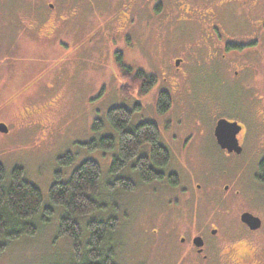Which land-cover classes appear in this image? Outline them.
<instances>
[{
	"label": "rangeland",
	"instance_id": "374dc122",
	"mask_svg": "<svg viewBox=\"0 0 264 264\" xmlns=\"http://www.w3.org/2000/svg\"><path fill=\"white\" fill-rule=\"evenodd\" d=\"M51 4L62 21L46 20ZM228 44L246 47L228 50ZM118 51L126 65L158 77L148 94L124 97ZM161 91L173 102L164 113ZM135 105L131 126L158 125L172 156L161 170L176 172L179 185L144 182L131 166L113 172L118 147L87 146L107 134L119 141L108 112ZM263 112L264 0H0V124L9 129L0 130L4 185L20 167L43 196L30 219L37 233L8 242L0 264H74L72 237L59 231L68 210L51 201L50 188L86 159L99 162L103 183L130 177L137 186L109 188L103 210L74 217L84 254L90 221L109 217L119 220L111 242L120 264H197L177 237L189 227L199 230L206 216L232 215L227 206L258 216L264 233V184L256 178ZM220 118L244 126L242 154L218 145ZM150 151L146 143L140 154ZM68 153L73 160L62 164Z\"/></svg>",
	"mask_w": 264,
	"mask_h": 264
},
{
	"label": "trees",
	"instance_id": "16d2710c",
	"mask_svg": "<svg viewBox=\"0 0 264 264\" xmlns=\"http://www.w3.org/2000/svg\"><path fill=\"white\" fill-rule=\"evenodd\" d=\"M246 45L228 44V50H243ZM123 53L116 52V60L119 64L120 75L124 81L120 89L125 98L132 94H148L158 83L155 74L142 69H134L124 63ZM172 97L169 92L161 91L158 98V109L164 113L172 107ZM139 108L127 106H114L108 112V118L116 130L119 131V141L112 135H104L98 140L87 143L91 149L113 150L118 147V153L114 156L111 170L131 166L142 181L155 180L168 181L172 185H179L180 178L176 172L167 176L161 170L171 161V152L162 142L158 125L152 121L140 122L131 126L134 111ZM102 126L100 121L95 122V128ZM151 144L150 154H140L142 147ZM62 164L73 160L71 153L62 156ZM6 171L0 162V256L4 252L7 243L25 235L37 233V226L30 219L36 216L42 209L43 196L41 190L24 176V170L16 167L12 173V181L8 186L4 185ZM256 178L264 184V157L259 162V170ZM136 183L130 177L116 178L113 182H102V168L96 160H84L70 175L66 181L57 180L50 188L51 201L56 205H63L68 212L62 217L60 234H69L72 237L74 247V264H120L117 260V248L111 242V235L119 226L116 217L92 220L90 237L87 241V252L83 253L82 229L76 216H85L103 210V198L109 188L121 187L124 190H134ZM108 188V189H107ZM108 190V191H107ZM52 212V208H48Z\"/></svg>",
	"mask_w": 264,
	"mask_h": 264
},
{
	"label": "flooded vegetation",
	"instance_id": "af4514ba",
	"mask_svg": "<svg viewBox=\"0 0 264 264\" xmlns=\"http://www.w3.org/2000/svg\"><path fill=\"white\" fill-rule=\"evenodd\" d=\"M183 7L186 9L185 5ZM48 8L52 12L56 10V13L51 17L50 11H48L49 16L47 15L46 20L51 21L53 18V21H62L64 19L63 15L58 12L55 4H51ZM189 10L193 11L194 9L189 7ZM206 10L213 9L207 8ZM213 13H208V15H212ZM262 118L264 119V112ZM243 131L244 126L242 125V130L238 134L239 143L242 147L240 153L235 151L229 152L218 145L228 154H242L244 151L243 139H241ZM193 138L191 133L189 140L191 141ZM171 173L172 171L166 172L167 176ZM227 208V213L231 212L232 215H224L225 217L219 221L212 218L213 216H206L199 230L194 231L191 227L187 228L183 235L177 237L179 239L178 243L187 246V250L184 251L194 252L197 264H264V253L260 252L264 251L263 223L261 222L258 228H252L242 219L243 214L250 211L240 210V212H237V210H229L230 207L228 206ZM224 210H220L219 213H223ZM198 238H200L201 245L197 244Z\"/></svg>",
	"mask_w": 264,
	"mask_h": 264
},
{
	"label": "water",
	"instance_id": "95a60500",
	"mask_svg": "<svg viewBox=\"0 0 264 264\" xmlns=\"http://www.w3.org/2000/svg\"><path fill=\"white\" fill-rule=\"evenodd\" d=\"M181 59L177 60V65H180ZM0 130L7 132L9 129L4 124H0ZM242 130V125L237 121H230L226 118H220L215 126L214 135L218 144L229 152L235 151L240 153L242 147L239 143L238 134ZM242 219L247 222L252 228H258L261 225V219L250 212L243 214ZM197 244L201 245L200 238L197 239Z\"/></svg>",
	"mask_w": 264,
	"mask_h": 264
}]
</instances>
